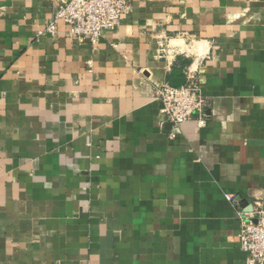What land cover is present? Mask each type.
Here are the masks:
<instances>
[{
  "label": "crops",
  "instance_id": "0c3cea01",
  "mask_svg": "<svg viewBox=\"0 0 264 264\" xmlns=\"http://www.w3.org/2000/svg\"><path fill=\"white\" fill-rule=\"evenodd\" d=\"M130 1L92 44L46 30L49 0H0V264H247L264 0ZM174 70L200 86L204 125L163 117Z\"/></svg>",
  "mask_w": 264,
  "mask_h": 264
},
{
  "label": "built area",
  "instance_id": "2783aa9c",
  "mask_svg": "<svg viewBox=\"0 0 264 264\" xmlns=\"http://www.w3.org/2000/svg\"><path fill=\"white\" fill-rule=\"evenodd\" d=\"M53 17L46 30L54 34L63 22L72 34L96 44L103 32L117 28L122 17L132 10L130 0H49ZM162 114L175 128L197 118L206 123L205 98L198 84L181 86L164 83L158 90ZM174 136V134H172ZM232 198V197H231ZM240 224L241 249L246 253L247 264H264V201L256 198L252 210L237 211Z\"/></svg>",
  "mask_w": 264,
  "mask_h": 264
},
{
  "label": "water",
  "instance_id": "95a60500",
  "mask_svg": "<svg viewBox=\"0 0 264 264\" xmlns=\"http://www.w3.org/2000/svg\"><path fill=\"white\" fill-rule=\"evenodd\" d=\"M172 75L173 76H172L169 84H171L173 86H181V85L185 84L186 78H185V76H182L181 70H174L172 72ZM240 203L243 205L244 201H241ZM244 209L246 211H251L252 210V204H250L247 208H244Z\"/></svg>",
  "mask_w": 264,
  "mask_h": 264
}]
</instances>
